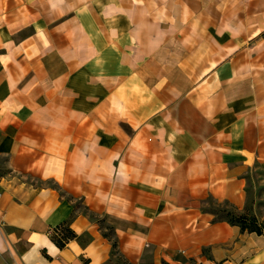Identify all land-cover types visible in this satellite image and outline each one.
<instances>
[{"label":"crops","instance_id":"obj_1","mask_svg":"<svg viewBox=\"0 0 264 264\" xmlns=\"http://www.w3.org/2000/svg\"><path fill=\"white\" fill-rule=\"evenodd\" d=\"M263 34L264 0H0V264H264L204 209L264 189Z\"/></svg>","mask_w":264,"mask_h":264},{"label":"rangeland","instance_id":"obj_2","mask_svg":"<svg viewBox=\"0 0 264 264\" xmlns=\"http://www.w3.org/2000/svg\"><path fill=\"white\" fill-rule=\"evenodd\" d=\"M252 195L253 198H251L252 200V204H255V207H251L250 209H246L244 212H236L233 208H231L229 205H226L224 203H216L213 200H211L210 198H206L205 199V206L204 209L214 212V218L215 219H222V218H230V217H236L238 215H244L246 217V219L250 218V217H255L256 222L264 225V198H259L260 196H262L264 194V189H263V185H257L252 187ZM249 210V211H247ZM257 214L256 217L255 214ZM248 221V220H246ZM97 223L99 228H101V230L107 234L110 235L111 234V228L109 227V225L103 223L102 219L97 217ZM264 227V226H263ZM264 231V229H262ZM118 261H120L117 258Z\"/></svg>","mask_w":264,"mask_h":264},{"label":"trees","instance_id":"obj_3","mask_svg":"<svg viewBox=\"0 0 264 264\" xmlns=\"http://www.w3.org/2000/svg\"><path fill=\"white\" fill-rule=\"evenodd\" d=\"M211 213L215 214L214 212H211ZM219 220H225L229 224L237 225L241 231L246 230L248 232H254L256 234H259L263 232L262 229H264L263 227L264 225L257 223L255 217H250L246 219L244 215H238L236 217L222 218ZM56 228L58 229V227ZM58 230H59V235H58L59 237H53L54 243L57 246H61L64 240L74 236V234L69 229L65 228L64 226Z\"/></svg>","mask_w":264,"mask_h":264}]
</instances>
